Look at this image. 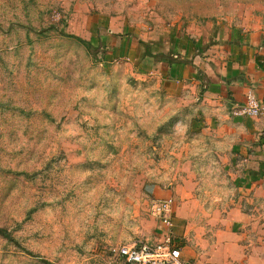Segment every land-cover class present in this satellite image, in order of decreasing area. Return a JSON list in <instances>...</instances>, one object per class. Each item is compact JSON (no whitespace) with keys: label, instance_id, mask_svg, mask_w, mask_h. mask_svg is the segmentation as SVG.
Returning <instances> with one entry per match:
<instances>
[{"label":"rangeland","instance_id":"1","mask_svg":"<svg viewBox=\"0 0 264 264\" xmlns=\"http://www.w3.org/2000/svg\"><path fill=\"white\" fill-rule=\"evenodd\" d=\"M246 2L0 0V264H130L117 246L160 237L155 190L212 167L141 40L190 62L175 40Z\"/></svg>","mask_w":264,"mask_h":264},{"label":"crops","instance_id":"2","mask_svg":"<svg viewBox=\"0 0 264 264\" xmlns=\"http://www.w3.org/2000/svg\"><path fill=\"white\" fill-rule=\"evenodd\" d=\"M249 2L219 21L211 38L193 25L175 40L192 61L171 51L164 53L173 62L157 60L166 78L179 82L181 122L189 119L208 138L207 153L188 156L190 165L204 159L201 165L212 167L188 166L163 192L155 190L156 200H176L171 217L182 264H264V122L233 112L249 90L264 105V0Z\"/></svg>","mask_w":264,"mask_h":264},{"label":"built area","instance_id":"3","mask_svg":"<svg viewBox=\"0 0 264 264\" xmlns=\"http://www.w3.org/2000/svg\"><path fill=\"white\" fill-rule=\"evenodd\" d=\"M235 115L259 117L264 122V105L253 90L233 110ZM172 197L153 201L152 213L159 218L163 232L158 239L124 243L114 250L130 264H182L181 248L173 235Z\"/></svg>","mask_w":264,"mask_h":264},{"label":"trees","instance_id":"4","mask_svg":"<svg viewBox=\"0 0 264 264\" xmlns=\"http://www.w3.org/2000/svg\"><path fill=\"white\" fill-rule=\"evenodd\" d=\"M63 33H64L65 36H67L69 38H75L76 40H78L81 44H83L87 48V50L89 51L90 54H92L94 56L96 55L95 54L96 48H95L94 44L91 41L86 40V39H84L82 37L76 36L74 34H69L67 32H63ZM141 42L144 43L146 45V47H147V50H146V52L144 54V57L153 56L158 61L169 62V63L174 61V59L169 54H166V53L153 54L151 52V50H150V45L147 42H144L143 40H141ZM0 234L3 235L4 237H7L8 239H13L11 234L6 229H4L2 227H0ZM43 261L46 264H53L52 262H48L46 260H43Z\"/></svg>","mask_w":264,"mask_h":264}]
</instances>
